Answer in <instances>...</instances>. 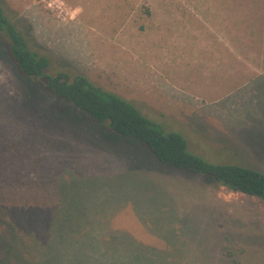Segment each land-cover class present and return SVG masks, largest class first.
Wrapping results in <instances>:
<instances>
[{
    "label": "rangeland",
    "instance_id": "rangeland-1",
    "mask_svg": "<svg viewBox=\"0 0 264 264\" xmlns=\"http://www.w3.org/2000/svg\"><path fill=\"white\" fill-rule=\"evenodd\" d=\"M0 2L48 56V73H83L182 133L191 152L264 172V57L238 58L264 51L251 26L236 36L240 27L201 25L198 0ZM8 47L0 34V197L46 203L37 210L44 236L68 214L65 242L46 238L39 261L264 264V200L160 162L140 140L53 96L45 78L23 76ZM4 216L0 204V225ZM111 233L108 247L139 260L108 251Z\"/></svg>",
    "mask_w": 264,
    "mask_h": 264
},
{
    "label": "trees",
    "instance_id": "trees-1",
    "mask_svg": "<svg viewBox=\"0 0 264 264\" xmlns=\"http://www.w3.org/2000/svg\"><path fill=\"white\" fill-rule=\"evenodd\" d=\"M0 34L9 40V56L19 72L28 78H45L47 88L53 96L70 100L76 107L88 112L95 122L104 124L109 130L140 140L164 164L214 176L234 190L264 200L263 171L243 164L214 163L191 152L188 140L182 133L165 130L147 117L133 102L96 85L83 73L71 74L65 71L48 73L50 59L34 47L31 37L7 15L1 2ZM0 198V204L5 209L4 225H0V245L4 247L0 264H44V261H39L41 254L38 252L43 248L42 244L46 238L56 240V244L65 242L63 240L65 230L60 225L68 214L65 213L60 219L53 221L51 229L53 233L51 235L50 232L51 236L48 237V233L47 236L42 235L44 218L37 211L40 208L47 209L46 203L40 199L33 201L25 200L23 197L15 198L8 192H4ZM110 235V241L104 237L108 251L125 259L139 260L134 258V255L132 257L125 254L127 251L118 247H108L117 237L113 233ZM125 235L122 232L121 236L133 244H140ZM48 248L58 250L57 246ZM145 255L147 256L145 259L151 261L162 258L161 255Z\"/></svg>",
    "mask_w": 264,
    "mask_h": 264
},
{
    "label": "crops",
    "instance_id": "crops-1",
    "mask_svg": "<svg viewBox=\"0 0 264 264\" xmlns=\"http://www.w3.org/2000/svg\"><path fill=\"white\" fill-rule=\"evenodd\" d=\"M198 3V17L201 25L251 26L254 31L252 33L260 35L263 39L262 41H264V0H198ZM220 10L230 11L229 18L222 16L218 12ZM241 27L240 29H236V34L234 35L238 36L243 32ZM214 42L217 43L216 40ZM206 44L208 46H213L212 44ZM247 57H264V51H258L249 56H238V58H243L244 60ZM243 64L245 65V61H243Z\"/></svg>",
    "mask_w": 264,
    "mask_h": 264
}]
</instances>
